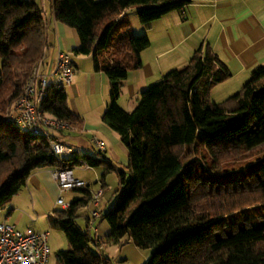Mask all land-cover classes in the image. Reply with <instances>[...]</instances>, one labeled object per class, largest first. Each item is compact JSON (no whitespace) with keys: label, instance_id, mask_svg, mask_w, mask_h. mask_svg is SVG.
Returning <instances> with one entry per match:
<instances>
[{"label":"trees","instance_id":"trees-1","mask_svg":"<svg viewBox=\"0 0 264 264\" xmlns=\"http://www.w3.org/2000/svg\"><path fill=\"white\" fill-rule=\"evenodd\" d=\"M188 2L54 0L55 18L79 33L75 55H92L95 68L110 80V101L102 119L129 153L128 170H119L115 204L100 214L110 225L106 239L120 243L127 236L138 247L151 249L146 264H264V152L241 169L223 173L230 178L239 174L236 181L217 180L210 169L233 154L264 149V64L236 93L213 102L212 87L231 72L217 54L200 47L185 67L167 72L145 89L133 110L118 104L129 71L142 67V52L151 39L132 32L127 13L116 19L137 8L139 21L149 27ZM49 30L39 0H0V209L35 170L69 165L54 158L46 138L9 119L52 47ZM67 99L66 89L50 86L41 109L76 125L79 117ZM199 148L204 160H185V151ZM82 159L102 167L103 177L115 170L105 158ZM79 192L67 209L50 216L70 245L56 253L58 262L106 264V254L99 250L104 239L96 238L91 222L86 231L76 224L79 210L93 198L89 187ZM250 208L259 210L233 219Z\"/></svg>","mask_w":264,"mask_h":264},{"label":"crops","instance_id":"crops-1","mask_svg":"<svg viewBox=\"0 0 264 264\" xmlns=\"http://www.w3.org/2000/svg\"><path fill=\"white\" fill-rule=\"evenodd\" d=\"M53 2L54 0H39L45 18L50 22L48 41L52 45L41 63V71H51L54 68L59 49L74 51L81 44L77 29L55 18ZM131 11L138 17L137 8H131L116 20L126 13L129 16ZM138 30L150 37L151 45L142 52V67L129 71L118 99V104L128 111L134 109L145 89L159 81L167 72L185 67L200 47L209 48L217 54L231 72L229 78L212 87L209 98L213 102H221L236 93L251 77L252 72L264 64V0H189L183 9L169 12L152 22L149 27L138 25ZM74 64L75 74L66 92L68 105L79 117V122L72 129L55 131L53 134L74 149V154L66 156L67 158L96 157V147L91 139L93 136L102 139L106 143L105 149L101 151L104 153L103 158L113 164L116 170L128 150L120 135L102 119L110 101V80L104 71L95 68L92 55H76ZM214 97L216 98L213 99ZM127 164L129 165V153ZM82 168H93L98 182L94 167ZM86 182L93 193L101 188L104 190L98 205L99 211H104L110 203V200H105V182L96 190L91 188V183ZM73 190L79 191V188ZM59 196L60 190L51 168L35 170L12 200L0 209V222L12 223L20 230L33 227L38 231H47L46 228H36L35 222L46 219L52 224L50 216L55 210L63 209L57 204ZM91 211L92 209L86 216V221L92 223L95 231L93 234L99 241L107 238L110 225L100 236L98 233L103 218L99 216L92 219ZM100 218L102 219L98 221ZM104 249L105 244L102 242L99 250L104 252Z\"/></svg>","mask_w":264,"mask_h":264},{"label":"built area","instance_id":"built-area-1","mask_svg":"<svg viewBox=\"0 0 264 264\" xmlns=\"http://www.w3.org/2000/svg\"><path fill=\"white\" fill-rule=\"evenodd\" d=\"M75 56L73 51L59 49L51 71H41L40 63L34 69L23 95L17 99L9 116L16 126L46 138L54 158L63 164H69L67 167L51 168V173L57 180L60 190L57 204L63 209L70 206V202L65 201L62 196L64 192L88 187L85 180L74 176V169L87 168L89 165L82 158L66 157L73 155L74 149L53 133L69 130L74 126L43 111L41 105L50 86H54L55 89H67L71 85L75 74ZM91 141L100 151L105 149L106 143L102 139L93 136ZM103 193L102 188L93 193L91 202L95 207H98ZM100 214L101 212L94 208L91 211V218L95 219ZM49 234V230L38 231L33 227L20 230L12 223L0 222V264H48L50 259Z\"/></svg>","mask_w":264,"mask_h":264},{"label":"rangeland","instance_id":"rangeland-1","mask_svg":"<svg viewBox=\"0 0 264 264\" xmlns=\"http://www.w3.org/2000/svg\"><path fill=\"white\" fill-rule=\"evenodd\" d=\"M127 19L129 22H131V27L133 26L132 32L134 34L136 35L144 34V33H139L140 31L138 30V25L140 26L142 24L139 21L138 17L136 16L135 12L131 11ZM0 72H1V60H0ZM215 92L216 90L214 91V95L217 94ZM215 98L216 97H214L213 99ZM136 105L133 108H135ZM185 152H186V154L184 155L185 160H189V159H198V160L203 159L204 160L205 159L204 158L205 152L203 149L199 148V150L197 151H193L191 149ZM263 152H264L263 148L262 149L257 148L253 150L252 152H249V154L248 153H244L243 155L233 154L231 156H228L222 159L218 163L217 168H213V169L210 168V169L213 170L218 175L216 176L217 180H221V181L223 180L224 182L225 181L227 182L231 179L232 181H236L241 178L239 174L236 175L233 173V175L231 174L232 178H230L228 176H223V173L227 171H232L234 168L241 169V167L244 164L254 161L258 157H260V155L263 154ZM94 153L96 155V157L94 158L101 159L104 156V153L101 152L98 148L95 149ZM122 158L124 159L120 160L119 164L117 165L118 167H116V170H113L107 173L105 178H102L103 169L101 167H98L99 169L95 168L98 174V182H96V179H95L96 176H95V172L93 168L84 169L81 167L82 169L81 168L74 169V176L88 181L89 183H91V188H94L95 190L98 187H100L102 182L103 183L105 182V187L107 188L105 200L106 201L110 200V203L107 208H104V213L106 212V210L111 209L116 201V192L120 187L119 171L117 170V168H119V170H124V171L128 170V164H127L128 153L126 154V156L123 155ZM208 159H210V157ZM216 185L218 186L219 184H216ZM79 194L80 192L78 190L77 191L69 190L64 193V197L66 200H72L74 196H77ZM93 208H94L93 204L89 203L88 205L82 207L79 210L78 216L76 218V224L80 230L82 231L87 230L86 216L89 214L90 210ZM95 209L99 210L100 207L99 206L95 207ZM258 210L259 209H256V208H250L249 210H245L243 213L237 214L233 219H243L245 217L250 216V214H255L256 212H258ZM101 219L102 218H100L98 221H100ZM34 226L36 228H46L47 230L50 231V234H49L50 259H49L48 264H60L58 262L56 253L59 250H66L70 246L65 232L61 228L54 226V224L50 225L46 219L45 220L41 219V220L36 221ZM108 228H109V223L106 220V218H103L102 226L100 228V233L98 234L102 236L103 232ZM92 232L95 233L93 228H92ZM104 244H105V249L103 251L104 253H106L105 255V257L107 258L106 264H146L150 258L151 249H144V248L138 247L133 242V240L128 238L127 236L120 243L108 241L106 238H104ZM93 248H95L94 245H93Z\"/></svg>","mask_w":264,"mask_h":264}]
</instances>
